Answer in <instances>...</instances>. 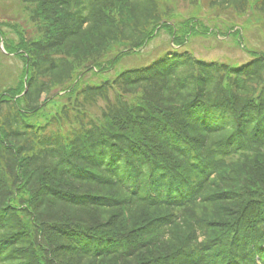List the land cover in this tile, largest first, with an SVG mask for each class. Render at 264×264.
Masks as SVG:
<instances>
[{"label":"trees","instance_id":"1","mask_svg":"<svg viewBox=\"0 0 264 264\" xmlns=\"http://www.w3.org/2000/svg\"><path fill=\"white\" fill-rule=\"evenodd\" d=\"M17 3L30 25L0 20L20 63H0V264H264V51L232 23L263 32L264 0ZM218 20L247 63L179 50ZM161 31L178 50L94 83Z\"/></svg>","mask_w":264,"mask_h":264},{"label":"rangeland","instance_id":"2","mask_svg":"<svg viewBox=\"0 0 264 264\" xmlns=\"http://www.w3.org/2000/svg\"><path fill=\"white\" fill-rule=\"evenodd\" d=\"M10 2H13L14 5H11ZM22 8L23 7L21 4L17 3V0H0V20L2 21L5 18L9 19L10 21L16 20L18 25L26 28V25L30 24L27 23L28 15L23 13ZM180 11H182V13H186L190 10L189 8L183 7V9H180ZM198 14V18L204 16L208 19H211L206 12L202 11ZM181 15L187 18L189 14ZM250 17L252 18V16L249 14H246L242 17H235L232 23H234L236 26L235 30L238 29L240 31L239 27H243V30L240 31V37H243L242 45L244 48H252V50L254 49L257 51H264V30L263 32L261 31L260 22H253V24H249ZM176 18L177 16L175 15L173 18L175 20H171L176 21ZM222 19H225V17ZM218 21L219 22L214 23L205 22V26L203 22L202 29H207V27H209L210 29L214 30V28H217L220 30L221 34L217 35L216 33L214 35L192 37L190 38L189 42L183 45L179 50L183 49L202 61L215 62L216 60L225 63L228 62L231 65L237 66L239 64L247 63L250 59L249 55L244 53V51L235 45L234 41H236L237 37L227 35L224 25H220L221 20ZM6 30L8 32V29ZM9 38L15 39L13 38L12 34H9ZM173 48H175V46L171 42V37L165 31H161L159 36L151 41L148 47L141 49L138 55H132L123 58L119 64L116 65V68L113 72L98 77L97 80L95 79L94 83L106 80V78H112L118 72L124 71L127 68L146 66L150 61L160 57V55L170 52ZM1 52L2 51L0 49V53ZM113 54V52L108 53L109 56L107 58H112L114 56ZM0 63L2 65L1 70L3 71V75H5L6 72H16L15 70L20 66V63L13 58H4L1 55Z\"/></svg>","mask_w":264,"mask_h":264},{"label":"water","instance_id":"3","mask_svg":"<svg viewBox=\"0 0 264 264\" xmlns=\"http://www.w3.org/2000/svg\"><path fill=\"white\" fill-rule=\"evenodd\" d=\"M0 49H2V45H0ZM3 50V49H2ZM4 51V50H3ZM25 92V91H24Z\"/></svg>","mask_w":264,"mask_h":264}]
</instances>
